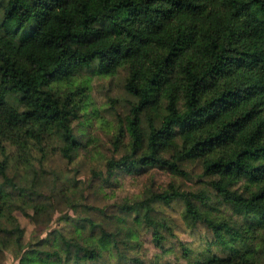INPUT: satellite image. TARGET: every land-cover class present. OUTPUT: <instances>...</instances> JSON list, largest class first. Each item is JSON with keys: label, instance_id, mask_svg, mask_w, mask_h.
<instances>
[{"label": "trees", "instance_id": "1", "mask_svg": "<svg viewBox=\"0 0 264 264\" xmlns=\"http://www.w3.org/2000/svg\"><path fill=\"white\" fill-rule=\"evenodd\" d=\"M121 72L128 103L124 115L113 113L104 182L115 171L186 178V165L203 180L200 193L182 192L155 188L150 176L143 199L114 206L142 207L154 227L155 204L182 200L222 252L198 264H264V0H0V141L22 150L56 135L71 159L93 141L85 112L91 78ZM6 168L0 161L10 183ZM10 204L0 187V209ZM99 232L107 249L117 233ZM40 245L26 256L61 264L36 252ZM67 247L63 264L73 255L75 264L103 259L100 248Z\"/></svg>", "mask_w": 264, "mask_h": 264}, {"label": "rangeland", "instance_id": "2", "mask_svg": "<svg viewBox=\"0 0 264 264\" xmlns=\"http://www.w3.org/2000/svg\"><path fill=\"white\" fill-rule=\"evenodd\" d=\"M123 84L124 73L122 72L117 77L110 79L99 78L97 76L91 78V89L88 95L89 106L85 112L88 117L89 115L92 117L90 122L87 123L86 128L93 137V141L80 148L78 152L73 153L71 159H68L69 163L76 154L87 150L92 145H95L98 150V159L103 154H111V136L114 133V127L117 125V120L113 113L117 112L122 116L126 113L127 109L128 102L122 89ZM93 111L95 113L92 115ZM82 120L83 118L80 119V121ZM73 126H77L76 121ZM85 140L86 138L83 139L84 143ZM44 141L51 144L50 152H61L63 142L56 135L45 137L39 142L30 140L28 141V145L31 144V150L42 153L38 161L40 167L33 166L30 169L17 170L13 174L8 173L6 168L5 175L10 178V183L5 182L0 177V187L9 195L11 200L7 213L0 209V235L10 236L15 231H20L22 238L25 229H20L19 226L9 229L4 227L3 224L5 214H7L8 219L15 220V217L12 216L13 210L16 211L18 216H28L26 205H32L36 213L35 218L38 225L36 231L43 230L51 219V216L49 214L45 217H40L39 213L45 208L54 207L60 209L61 205L68 199L66 192L70 184L75 187L83 183L81 180H75L74 183H71L74 178H64V171H72L67 165L64 166L63 171L59 170V166H52L56 164V161L50 159L44 153V147L48 146L47 144L42 145ZM5 148L9 150V156L17 152V164L28 162V157L31 155L30 150L25 152V148L21 150L16 143L8 141L6 145L4 141H0V153ZM118 152H121V149ZM64 158L61 153L60 159L63 160ZM45 159L49 160V166L47 167L44 165ZM5 160L7 161V158ZM185 169L188 174L186 178H173L161 170H151L148 175L144 174L142 176H127L115 171L113 176L106 179L105 182L106 171L98 175H95L96 173L94 172L92 177L89 178L88 194L85 196V200L90 203L83 205L73 204L71 207L77 210L76 215L73 217L65 213L64 216L59 218L71 220L75 227L78 228L84 225L88 228L91 221L96 225L94 236L100 231V228L117 233L116 240H112L109 245L110 248L104 249L105 253L109 251L116 253V261L113 262L109 255L102 254V260H99V262H88L87 264H198L202 257L208 258L212 254L222 255L219 246L212 243L214 240L212 232L203 223L194 221L185 213L182 200H173L169 205L163 203L155 204L154 215L157 217V220H155L156 224L154 227L148 226L146 223L142 207L135 208V211L126 213L119 211L118 207L114 206L115 204H121L126 199L134 200L132 193L118 196L114 201L107 203L103 209L97 207L95 203H91L93 200L101 199L96 195L99 187L107 188L111 193L119 188L121 183L126 181L128 191L136 192L142 188L143 184L147 185L150 176H153L155 179V188L158 187L164 190L172 184L182 192L200 193L202 186L199 180H203V178L199 177L200 170L192 165H186ZM79 174L80 170L77 169L76 175L79 176ZM146 177L147 179H145ZM17 200L20 203H16ZM221 208L222 211L226 209L231 213L228 208ZM170 213H176L178 218L171 216ZM225 215L227 214L223 213L222 218H226ZM159 218H163L164 220H159ZM180 221H183L187 225V229L183 227ZM141 223H143V228L137 227ZM121 225H125V227H120ZM176 229L187 231L188 235L194 239L173 238L175 237ZM64 230V228H53L49 235L50 237L53 233L61 235ZM74 230L75 228H72V231ZM154 232L157 235H154ZM89 234L90 232H88ZM134 235L139 236L140 239L133 240L132 237ZM52 238L54 239L55 237ZM156 238L159 241H156ZM83 239L77 242L81 246H86ZM197 241H199L198 244ZM50 242L48 240V243ZM193 244H196L197 248H203V251L197 252L191 248L190 246ZM263 245L264 243L260 245V248L263 249ZM89 246L90 249L95 248L94 250H99L97 246ZM213 249H217V251H213ZM209 253L210 255H208Z\"/></svg>", "mask_w": 264, "mask_h": 264}, {"label": "clouds", "instance_id": "3", "mask_svg": "<svg viewBox=\"0 0 264 264\" xmlns=\"http://www.w3.org/2000/svg\"><path fill=\"white\" fill-rule=\"evenodd\" d=\"M4 143L7 145L8 141L5 140ZM47 144V147H44V153L48 155V157L52 160L56 161L53 167L59 166V170L63 171L64 166L67 165L68 168L72 169V171H64V178H74L71 183H74L75 180H81L83 183H80L78 186H70L67 189L66 195L68 199L61 205L60 209L56 208H45L43 211L39 213L40 217H45L50 214L51 219L48 221L47 225L41 231H36L37 229V219L36 213L32 205H26V210L28 212V216L17 215L16 211L13 210L12 216L15 217V220H10L7 217V214L4 216V224L3 226L9 229L17 228L19 226L20 229H25L23 236L21 238V232L15 231L13 235L4 236L0 235V264H21L23 260V264H52L51 260H41L36 255H27L33 246L36 245V242H41L39 247H35L36 252L44 251L50 252L54 255H58L60 257V262L63 264L64 259L68 254V243H74L77 241H81L86 245L97 246L101 249L102 254L109 255L113 262L116 261L117 255L114 252H104L103 245L100 244L101 233L97 232L95 236H89L88 232L91 229V225H89L88 229H81L75 227L73 222L69 219H59L67 213L70 216L76 215V209L72 208L71 205L78 204L83 205L90 203L85 200V196L88 194V182L89 178L92 177L94 172L96 174H101L106 171V166L111 159V154H103L99 159L97 157V148L95 145L89 146V148L85 151L79 152L74 156V158L69 163L67 157L63 160L60 159L61 152L57 151L52 153L49 151L51 148V144H48L47 141H44L42 145ZM41 145V146H42ZM32 146L29 144L27 148H25V152L30 150L31 155L28 157V162L17 164V152L9 156V150L5 148L2 153H0V161H4L7 158V171L10 174H13L17 170H26L30 169L33 166L39 168L40 163L38 162L42 153L35 152L31 150ZM124 152H116L114 155L119 158L122 156ZM129 155H131L130 150L128 151ZM150 154V153H149ZM45 167L49 166V160H44ZM80 170L79 176L76 175V170ZM147 179V177L145 178ZM146 185L143 184L142 188L136 192H129L127 188L126 181L121 183L120 187L115 189L114 192L109 191V189L104 187H99V190L96 192V195L100 197L99 200H93L91 203H95L97 207L103 209L107 203L114 201L118 196H124L125 194L132 193L133 199H143L144 195L142 189H144ZM95 191V190H93ZM7 199V197H5ZM16 203H20L18 200ZM131 203V201H129ZM167 211V209H165ZM171 216L177 217L176 213H170ZM178 218V217H177ZM18 222V225H17ZM185 229H187V225L180 221ZM26 226V227H25ZM120 227H125V225H121ZM139 228H143V223L137 225ZM53 228H64V232L61 235L52 234L50 237V233ZM72 228H75L72 231ZM52 237H55L54 239ZM180 239H188L192 240L193 237L188 235L187 231H181L180 229H176L175 237ZM50 240L51 242H45ZM133 240H139L140 237L134 235L132 237ZM31 242V243H30ZM199 241H197V244ZM195 249L197 252L203 251V248H197L196 244L190 246ZM110 248V246H109ZM213 251H217V249H213ZM171 255V253H169ZM210 255V253L208 254ZM76 257L73 255L72 259L68 261V264H75Z\"/></svg>", "mask_w": 264, "mask_h": 264}]
</instances>
